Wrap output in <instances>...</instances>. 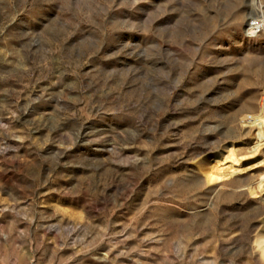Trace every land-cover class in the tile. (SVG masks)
<instances>
[{"label":"rangeland","instance_id":"374dc122","mask_svg":"<svg viewBox=\"0 0 264 264\" xmlns=\"http://www.w3.org/2000/svg\"><path fill=\"white\" fill-rule=\"evenodd\" d=\"M262 109L264 0H0V264H263Z\"/></svg>","mask_w":264,"mask_h":264},{"label":"bare ground","instance_id":"6f19581e","mask_svg":"<svg viewBox=\"0 0 264 264\" xmlns=\"http://www.w3.org/2000/svg\"><path fill=\"white\" fill-rule=\"evenodd\" d=\"M256 121L260 122V124L264 126V109L260 111V113L256 117ZM214 157H215V161L218 162L220 165L226 164L228 162H233L234 161V143L227 142L224 145H222V147L219 149V151L215 154ZM208 179L210 181H213V180H218L220 178L209 176ZM252 247L255 253L258 255V257L262 260L264 264V217L261 220V226L258 228L256 233L254 234V237L252 239Z\"/></svg>","mask_w":264,"mask_h":264}]
</instances>
